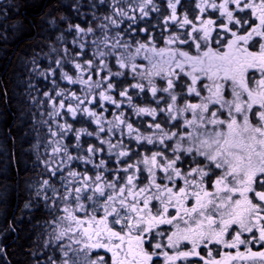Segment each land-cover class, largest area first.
Listing matches in <instances>:
<instances>
[{
	"label": "snow or ice",
	"instance_id": "obj_1",
	"mask_svg": "<svg viewBox=\"0 0 264 264\" xmlns=\"http://www.w3.org/2000/svg\"><path fill=\"white\" fill-rule=\"evenodd\" d=\"M105 2L99 0L100 4ZM178 4L180 0H168L169 19L173 21L177 19ZM230 4L239 12L250 9L258 25L250 31L245 29L246 35H238L228 24L234 22L243 26L248 24L249 18H236ZM196 6L201 13L211 8L226 17L228 23L221 21L218 27L232 38L225 41L219 33L213 37L216 28L212 19L203 20L197 27L185 16L180 27L191 25V31L183 37L170 35L164 41L165 47H157L145 36L146 42L134 40L137 46L133 50L130 43L119 38L118 32L109 45L105 34L103 48L100 42L93 40L97 49L93 58L86 56L82 43L77 55L84 56L83 62L65 61L73 65L74 72L71 68L64 70L61 60L57 59L55 68L41 73L47 79L56 76L59 69L61 80L68 85H79L78 90L83 92L77 95L76 91L61 88L53 80V90L44 93L51 104L49 118L55 120L63 114L77 120L78 116H87L97 125L95 132L99 140V146L90 145L87 155H80L79 152L84 151L81 135L93 136L94 133L77 129L78 154L73 156L69 151L71 140L68 144L62 142L66 134L73 131V124L65 120L57 124L56 131L48 130L52 137L60 138L48 141L51 153L42 163L50 175L40 182L35 195L42 196L47 205L51 192L52 197H58L54 200L57 210L63 212L62 216L52 215L53 228L48 243L55 241L61 255L51 260V264H160L158 259L154 260L160 253L149 248L162 250V244L155 242L156 237L165 235L166 230L160 229L161 225L175 229L167 237V247L173 249L174 254L163 251L164 264L177 261L189 264L190 258H196L191 259V264H264V250L253 251L251 247L264 249V0H259L258 4L254 0H223L219 4L216 0H200ZM136 7L142 17L157 10L153 0H140L133 10ZM124 8L123 3L119 4L114 15H127ZM105 19L119 28L117 20L109 16ZM128 19L135 21L136 17L128 16ZM100 27L103 29L105 25ZM75 31L85 36L94 33L92 27L85 30L79 25L75 26ZM254 37L259 40L254 41ZM250 42L253 48L258 45V52L249 51ZM213 43L220 48H214ZM179 45H187L189 50L194 46L195 54L181 50ZM106 57L115 58L119 69L130 70L133 80L137 76L146 79L147 90L157 104L160 102L158 91L168 94L171 102L165 101L166 108L160 109L167 114V120L157 119V108L138 107L132 102V95L123 87L130 83L128 73L113 72ZM138 58L147 60L150 67L140 71ZM93 76L100 79L94 80ZM114 77L125 79L114 80ZM154 77L165 84L158 88ZM184 77H188L190 83ZM130 87L141 93L146 91L143 83L130 84ZM116 88H120L118 95L126 99L137 116L152 118L147 126L153 130L151 134L134 127L122 111L114 113L112 120H106L89 107L94 105L108 111L104 104L110 103L119 110L123 101L115 98ZM184 89L187 96L199 98V102H188L187 97H183L184 106L177 107V91L183 93ZM205 90L207 96L202 95ZM229 93L232 99L226 98ZM245 95L247 99L243 98ZM210 105H219V108L213 110ZM254 105H258L255 110ZM189 112L191 118H184ZM169 122L174 123L169 125ZM125 130L137 148H145L151 155L141 159L139 151L130 154V145H125L122 139L111 142L113 134L118 131L123 137ZM100 133H105L108 139ZM157 144L160 147L155 150L145 147ZM104 145L109 156L116 157L117 164L126 165L112 169L115 179L111 176L106 179L103 175L110 170L103 158L95 163L96 154L104 150ZM169 150L171 156L167 154ZM133 155L137 157L135 164L130 162ZM74 161L92 164L93 169L75 171ZM184 165L189 167L182 171ZM217 169L221 171L217 173ZM89 171L93 174L88 175ZM158 171L164 173L159 177L160 183L157 182ZM144 172H147L146 177ZM57 180L62 192L56 187ZM177 180L183 181V186L178 185ZM207 186L213 190L209 191ZM6 196L5 185L0 191V204L6 202ZM190 200L194 203L189 207ZM61 202L62 209L58 207ZM25 208H31V203H26ZM170 208L175 212L170 213ZM117 225L120 227L116 228ZM156 229L160 230L151 235ZM181 242H187L191 248L180 250ZM213 245L217 247L213 249ZM241 246L244 251L240 250ZM201 247L207 250L206 256L201 254ZM101 249L110 255H101Z\"/></svg>",
	"mask_w": 264,
	"mask_h": 264
},
{
	"label": "trees",
	"instance_id": "obj_2",
	"mask_svg": "<svg viewBox=\"0 0 264 264\" xmlns=\"http://www.w3.org/2000/svg\"><path fill=\"white\" fill-rule=\"evenodd\" d=\"M128 1L130 0H106L104 4H100L99 0H6L0 6V191H3L5 185L7 186L6 202L0 204V264H38L36 262L39 258L38 250L41 251V260L45 256L44 249L39 245L42 234L40 224L48 219L52 208L57 207L54 200L58 197H52V193L49 192L50 199L46 205L43 197H37L35 192L40 182L49 178L50 175L42 163L51 153L48 141L52 140V136L48 131L49 128L55 131L57 124H62L65 120L73 124V131L67 133L62 141L68 144L71 140L69 151L73 156L78 154L75 140L77 129L84 128L94 133L93 136L81 135L80 144L84 151L79 152L80 155H87L86 149L90 145L99 146L95 132L97 125L92 123L87 116H78L77 120H73L71 116L65 117L63 114L56 117L55 120L48 116L51 104L46 101L44 93L53 90V80H56L61 88L76 91L77 94L80 92L79 85H68L66 81L60 79L59 69L54 77L49 76L46 79L41 75V73L49 71L50 68H55L54 61L57 59L61 60L64 70L67 71L71 68L72 72L75 71L73 65L65 63V61L83 62L84 56L77 55L80 51L79 46L72 42L74 33H76L75 26L79 25L85 30L92 27L94 32L99 34L103 31L100 25L108 24L105 22V17L109 16L119 23V28L110 23L108 30L105 33L102 32V34L108 35L109 45L115 41L118 32L119 38L130 43L133 49L137 46L134 40L146 42L144 41L145 36L151 38L157 47H165L164 41L170 35L183 37L191 31V25L180 27L185 16L197 27L203 20L212 17L208 9L204 13L200 12L199 8L195 6L197 0H180L176 9V21L169 19L171 9L168 7V0H153L157 10L150 11L146 17L141 16L138 7L134 12H127L124 17L115 16L116 7ZM135 3L136 1L132 0V7L137 5ZM128 16L136 17V20L130 21ZM213 17H216L218 24H221L218 13H214ZM63 32L64 46L59 41V34ZM101 35H98V38L94 36L95 40L102 42ZM179 47L181 50L189 51L190 54H195L194 46L191 50L187 45H179ZM96 50L93 43L85 44L84 52L88 58H93V52ZM104 50L108 51L109 49ZM49 60L53 62L52 65L48 64ZM106 61L113 72L128 73L127 80L130 83H125L123 87L127 88L129 94L132 95L134 104L138 107L157 108V119L167 120V114L160 111V109L166 108L165 101L170 103L167 93L158 91L157 97L160 102L157 104L151 92L147 90L145 81L139 76L133 80L130 70L119 69L115 58L106 57ZM93 79H97V76H93ZM113 79L123 80L125 77H114ZM184 80L190 83L188 77H184ZM138 82L145 85L144 93L130 87V84ZM158 84L159 87L164 85L161 79ZM199 86L198 83L197 87ZM119 91L120 88H116L113 93L118 101H123L119 110L110 103L104 104V108L108 111L97 109L94 105L90 107L98 111L106 120H112L114 113L118 114L122 111L129 122H133L134 127L146 132L152 118L137 116L128 107L126 99L118 95ZM183 97H187V101L193 103L198 99L187 96V91L184 89L183 93L177 91L178 104H184ZM78 120L83 122H78ZM141 121L144 123H140ZM105 127H107L106 124ZM99 135L108 139L105 133ZM59 138L55 137L54 139ZM121 139L125 145H130V154L139 151L141 157L143 153H150L145 148H137L136 142L130 141L126 130L123 137L118 131L111 136L112 143H117ZM157 146L159 147L158 144L145 147L155 150ZM103 148V151L96 154L95 163H99V160L103 158L106 165L110 167L109 172L103 173V175L105 178L109 176L113 178L115 174L112 169L122 168L126 165L117 164L116 157L109 156L107 145H104ZM136 159L137 157L133 155L130 162L134 163ZM72 167H76L79 172L93 169L92 164L84 165L81 161H74ZM87 174L92 175L93 172L89 171ZM56 187L60 188L58 180ZM60 191L62 192L63 189L60 188ZM26 203H31V208H25ZM62 204L61 202L59 205ZM51 206L53 207L50 208Z\"/></svg>",
	"mask_w": 264,
	"mask_h": 264
},
{
	"label": "rangeland",
	"instance_id": "obj_3",
	"mask_svg": "<svg viewBox=\"0 0 264 264\" xmlns=\"http://www.w3.org/2000/svg\"><path fill=\"white\" fill-rule=\"evenodd\" d=\"M5 1L6 0H0V6H2L4 3H5ZM136 1V3L135 4H138L139 2H140V0H135ZM200 3V0H197L196 1V4H195V6L197 5V4H199ZM124 5H125V8H124V11L127 13V12H134L135 10H133V7H132V0H130V1H128V2H124ZM208 9H211V8H208ZM218 14L220 15V12H218ZM105 22L106 23H108V24H105V27L103 28V31H101L99 34H96L95 32L94 33H92V34H88V35H83V34H81V33H74V38H73V40H72V42H75V45H77V46H79L80 44H88V45H91L92 44V42H93V40H95V37L96 38H98L99 36L98 35H101L102 34V32L103 33H105V31L106 30H108V25H110V21L109 20H105ZM179 23V22H178ZM71 31V30H70ZM69 31V32H70ZM97 32V31H96ZM97 36H96V35ZM104 35L105 34H102L101 36H100V39L102 38V37H104ZM95 36V37H94ZM77 38V39H76ZM59 41L62 43V46H64V32L62 33V34H59ZM103 42V41H102ZM102 42H100L101 43V45L103 44ZM102 48H103V46H101ZM135 49V48H134ZM133 49V50H134ZM52 61L51 60H49L48 61V64L49 65H52ZM106 63L108 64V62L106 61ZM137 63L138 64H140V71H145V70H147L149 67H150V65H149V63H148V61L147 60H143L142 58H138V60H137ZM177 71H179L178 69H177ZM102 74V73H101ZM103 75H104V73H103ZM100 77L99 76H97V79H99ZM154 79V82L156 83V85H157V87H159V84H158V81H159V77H154L153 78ZM143 81H145L146 82V85H147V80L146 79H142ZM162 84H165V82L164 81H162ZM77 95H83V92H79ZM205 96H207V95H205ZM244 98V97H243ZM197 99V98H196ZM245 99H247V98H245ZM171 102V101H170ZM199 102V98L197 99V101L195 102V103H198ZM91 105H89V107H90ZM176 106L177 107H183L184 106V104H178V102H176ZM216 106H219V105H210V108H212L213 110H215L217 107ZM213 107H215V108H213ZM255 110V109H254ZM184 118H191V113L189 112V113H185L184 114ZM170 124L171 123H174V122H169ZM56 130H57V128H55ZM55 130V131H56ZM169 130H171V131H175L176 129H169ZM182 130V129H181ZM151 130L150 129H147L146 130V132H145V134H151ZM54 139V137H52V140ZM160 147V146H159ZM156 148H158V146L156 147ZM168 153L170 154H168L169 156H171L172 155V153H171V151L169 150L168 151ZM145 155H148V156H150L151 155V153H149V154H146V153H143V154H141V159L143 158V156H145ZM136 162V161H135ZM135 162L133 163V162H131V163H133V164H135ZM140 167L141 168H143V165H140ZM73 170H75V171H78V169L76 168V167H73ZM218 170V169H217ZM221 170H219V172H220ZM79 172V171H78ZM82 172V171H81ZM114 173V172H113ZM66 174V173H65ZM143 176H147V172H144L143 173ZM157 177H160V174H159V171L157 172ZM116 178V176L115 177H113V179H115ZM107 179V178H106ZM157 182H158V179H157ZM145 183H147V181L145 180ZM183 183V182H182ZM141 186H143V185H141ZM57 198V197H56ZM53 204V203H52ZM53 206H51L50 208H52ZM58 207L60 208V209H62L63 208V204L62 205H58ZM56 214V215H58V216H62L63 215V212L62 211H58L57 210V207H53L52 208V212H51V214H49V217H48V219H46L45 220V222H43V223H41L40 224V227H41V231H42V234L40 235V248H42V249H44V251H45V256H44V258L41 260L40 259V256H41V251H37V252H39V258H38V260L36 261L38 264H51V260H53V259H57L61 254H60V252L57 250V246H56V242L55 241H53L52 243H48V240H49V233H51L52 232V228H53V222H52V215L53 214ZM120 226L119 225H117L116 226V228H119ZM165 241H166V243L168 242L167 241V238L165 239ZM65 243H67V241H65ZM171 249V248H170ZM100 251V254L101 255H110V254H105L104 253V251L101 249V250H99Z\"/></svg>",
	"mask_w": 264,
	"mask_h": 264
},
{
	"label": "flooded vegetation",
	"instance_id": "obj_4",
	"mask_svg": "<svg viewBox=\"0 0 264 264\" xmlns=\"http://www.w3.org/2000/svg\"><path fill=\"white\" fill-rule=\"evenodd\" d=\"M222 2H223V0H216V3L217 4L222 3ZM254 2L258 4L259 3V0H254ZM229 7H230V10H233L234 11V16L236 18H241V17H247V18H249L248 24H245L243 26L236 25L234 22L231 23V24H228V27L231 28L233 31H237V34L238 35H246L247 32L245 31V29H247L248 31H250L251 30V27H255L256 25H258L259 21L252 15V12H251L250 9H246L244 12H239L238 10H236V6L235 5H231L230 4ZM208 12L212 15V17H209L207 19H212V20L215 21V25H213V27L216 28V31L213 32V37H216L217 33H219L221 36H224L225 41L227 39H231L232 37H231L230 33H224L223 30H222V28L221 27H218L220 24H218V21L216 20V18L213 17V14L214 13H218L219 11L218 10H213V9H208ZM220 18H221V21H224V23H226V24L228 23L226 17H221V15H220ZM253 40L254 41L255 40H259V37H254ZM251 43L252 42H250V44H249V51H256V52H258L259 51L258 45H257V47L253 48V47H251ZM212 46L214 48H220V45H216L215 43H213ZM203 93H204L203 95H208V93H207L206 90L203 91ZM226 98L227 99H232L231 94L230 93L227 94ZM245 98H247L246 95H245L244 99ZM216 107L219 108V106H216ZM257 107H258V105H254V109L257 108ZM213 108H215V107H213ZM188 167H189L188 165H184V167L182 168V171L186 170ZM216 171H217V173H219V169L216 170ZM159 174H160V177H162L164 175L163 172H159ZM213 179H215V177H213ZM160 182L161 181H160V179L158 177V183H160ZM182 182L183 181L177 180V184L180 185V186H183V183ZM164 183H168V182L167 181H164ZM169 186L171 187L172 185L169 184ZM207 187H208V190L209 191H212L213 190L211 188V186H207ZM153 203H157L158 204V202H156V201H153ZM192 203H194V201L190 200L188 202V206L190 207L192 205ZM153 211H155V209H153ZM169 211H170V213H174L175 212V209L174 208H170ZM160 229L166 230L165 231V235L163 237H156L155 242H160L162 244V250H157V249H154V248H149V251H157L158 253H160L157 257H154V260H157L158 259L160 261V264H164V257L162 255V252L163 251H167L169 253V255L174 254V250L167 247V243H166L165 239L168 237V235L171 234L172 231H175V229H173L170 225H161L160 226ZM160 229L154 230L151 235H154L155 231L160 230ZM145 247L147 248L148 246L145 245ZM211 247H213V249H215L217 246L213 245ZM251 247H252V250L253 251L264 250V249L259 248L256 245H252ZM190 248H191V245L190 244H188L187 242H181L180 250H188ZM240 250L241 251H244V247L241 246V249ZM200 251H201V254L202 255H205V256L207 255V250L206 249H203L201 247ZM231 251L234 252L235 250L233 249ZM213 255L214 256L216 255L215 251L213 252ZM217 258H219V257H217ZM191 259H196V258H190L189 264H191ZM176 264H184V262L183 261H177ZM200 264H202V262H200Z\"/></svg>",
	"mask_w": 264,
	"mask_h": 264
},
{
	"label": "bare ground",
	"instance_id": "obj_5",
	"mask_svg": "<svg viewBox=\"0 0 264 264\" xmlns=\"http://www.w3.org/2000/svg\"><path fill=\"white\" fill-rule=\"evenodd\" d=\"M216 18V17H215ZM163 93V92H162ZM192 99V98H191ZM189 100V99H188ZM193 100V99H192ZM178 101V100H177ZM189 102V101H188ZM192 102V101H191ZM168 154V153H167ZM170 155V154H169Z\"/></svg>",
	"mask_w": 264,
	"mask_h": 264
}]
</instances>
